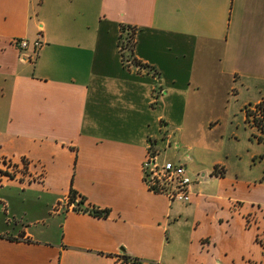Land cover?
I'll return each mask as SVG.
<instances>
[{
  "label": "crops",
  "instance_id": "crops-1",
  "mask_svg": "<svg viewBox=\"0 0 264 264\" xmlns=\"http://www.w3.org/2000/svg\"><path fill=\"white\" fill-rule=\"evenodd\" d=\"M122 27L141 67L121 61ZM260 69L264 0H0V170L46 169L43 181L0 173V264H264L256 153L251 173H200L188 202L148 190L141 169L148 148L158 160L170 143L167 114L201 117L228 88L217 72L234 81ZM40 204L47 232L33 230Z\"/></svg>",
  "mask_w": 264,
  "mask_h": 264
},
{
  "label": "rangeland",
  "instance_id": "rangeland-1",
  "mask_svg": "<svg viewBox=\"0 0 264 264\" xmlns=\"http://www.w3.org/2000/svg\"><path fill=\"white\" fill-rule=\"evenodd\" d=\"M241 50L238 47L237 50L234 49L233 57L238 63L241 62ZM236 73L234 81H231L229 76L216 73L217 78L228 83V88L225 87L216 94L219 98L217 97L216 102L201 117L183 119L177 114L166 115V125H162V128L169 134L170 143H165V146L160 148L158 161L182 162L181 156L189 154L191 160L186 168L191 178L190 187L205 186L204 177L200 176V173H207V168L213 170L215 165L225 166L231 174L234 171L251 173L260 169L256 167L260 160L262 163L259 166L264 167V132L261 131L264 130V80L261 79L264 72L260 69L254 72L256 76H241L239 71ZM258 98L260 100L253 104ZM176 127H181L182 131L179 133ZM173 136L174 139H180L178 147L172 140ZM252 153L257 154L254 169L249 167V164L253 163L250 158ZM45 170L41 167L37 172L41 173L39 179L42 181L46 176ZM17 204L23 207L21 202H17L16 209ZM25 204L31 206L33 201L27 199ZM42 205L40 204V209L35 213L43 223L35 224L33 230L43 232L45 228L47 232L49 219ZM177 225L184 231L189 229L188 220L181 219ZM172 241L174 240L171 237L170 246ZM176 250L177 253L181 252L178 246Z\"/></svg>",
  "mask_w": 264,
  "mask_h": 264
},
{
  "label": "built area",
  "instance_id": "built-area-1",
  "mask_svg": "<svg viewBox=\"0 0 264 264\" xmlns=\"http://www.w3.org/2000/svg\"><path fill=\"white\" fill-rule=\"evenodd\" d=\"M128 29L124 30V27L120 29L117 47L120 53L122 63L125 65H134L131 62L132 48V36L127 34ZM130 33V32H129ZM16 44L21 49H25L28 42L24 39L16 40ZM33 52L36 54L37 50L42 46L39 39H35L32 42ZM4 164V170H0L1 174H6L11 179L16 177L21 178L24 175H28L32 181H41V173H36L34 176H30L26 172V168L21 161V165L11 164L10 162ZM141 169L143 174V180L146 188L154 193H161L168 197L170 201L188 202L190 195L191 178L187 172L185 161L171 162V161H158L156 154L150 148L145 153V156L141 162ZM36 179V180H35Z\"/></svg>",
  "mask_w": 264,
  "mask_h": 264
},
{
  "label": "trees",
  "instance_id": "trees-1",
  "mask_svg": "<svg viewBox=\"0 0 264 264\" xmlns=\"http://www.w3.org/2000/svg\"><path fill=\"white\" fill-rule=\"evenodd\" d=\"M127 29V28H124V30ZM128 31V30H127ZM130 31L127 32V34H130V37H131V33H129ZM132 49V48H131ZM131 49H130V52H131ZM131 62L136 65V66H139L141 67L142 65L137 62L135 59H131ZM248 115L246 114V117ZM216 170L220 171L221 168L219 166H215L213 168V171L215 172ZM75 202L76 205L72 206L73 209H76V208H79L80 207V204H83L85 202V198L83 196H80L79 194H77L74 190L70 189L69 192H68V203L71 204ZM84 210H87L89 211L92 215L94 216H105L107 214V209H103V210H98L97 208H95L93 205H87ZM122 260L123 261H132L133 263H137L139 260L136 259V258H132V257H128V256H122Z\"/></svg>",
  "mask_w": 264,
  "mask_h": 264
},
{
  "label": "water",
  "instance_id": "water-1",
  "mask_svg": "<svg viewBox=\"0 0 264 264\" xmlns=\"http://www.w3.org/2000/svg\"><path fill=\"white\" fill-rule=\"evenodd\" d=\"M184 158L187 160V163L191 160V157L189 154H185ZM187 163H186V166H187ZM201 176V175H200ZM203 177V176H202ZM76 204V203H75Z\"/></svg>",
  "mask_w": 264,
  "mask_h": 264
}]
</instances>
